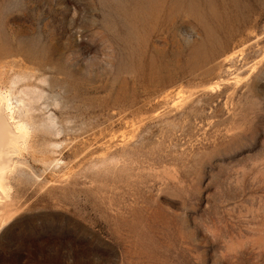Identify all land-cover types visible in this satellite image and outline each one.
<instances>
[{"label": "rangeland", "instance_id": "1", "mask_svg": "<svg viewBox=\"0 0 264 264\" xmlns=\"http://www.w3.org/2000/svg\"><path fill=\"white\" fill-rule=\"evenodd\" d=\"M0 94V264H264V0H0Z\"/></svg>", "mask_w": 264, "mask_h": 264}, {"label": "bare ground", "instance_id": "2", "mask_svg": "<svg viewBox=\"0 0 264 264\" xmlns=\"http://www.w3.org/2000/svg\"><path fill=\"white\" fill-rule=\"evenodd\" d=\"M6 98L0 94V195H8V177L16 170L14 158L20 154V148L24 147L29 136L26 127L15 121L11 105Z\"/></svg>", "mask_w": 264, "mask_h": 264}]
</instances>
